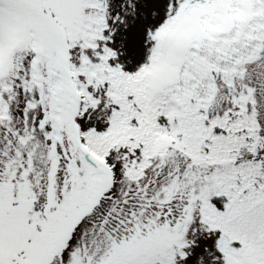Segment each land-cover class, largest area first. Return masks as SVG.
<instances>
[{
	"label": "snow or ice",
	"instance_id": "1",
	"mask_svg": "<svg viewBox=\"0 0 264 264\" xmlns=\"http://www.w3.org/2000/svg\"><path fill=\"white\" fill-rule=\"evenodd\" d=\"M0 264H264V0H0Z\"/></svg>",
	"mask_w": 264,
	"mask_h": 264
}]
</instances>
